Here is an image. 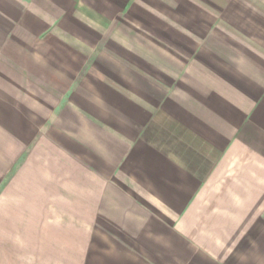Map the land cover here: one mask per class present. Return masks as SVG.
Returning a JSON list of instances; mask_svg holds the SVG:
<instances>
[{"label":"crops","instance_id":"obj_1","mask_svg":"<svg viewBox=\"0 0 264 264\" xmlns=\"http://www.w3.org/2000/svg\"><path fill=\"white\" fill-rule=\"evenodd\" d=\"M0 264H264V0H0Z\"/></svg>","mask_w":264,"mask_h":264}]
</instances>
